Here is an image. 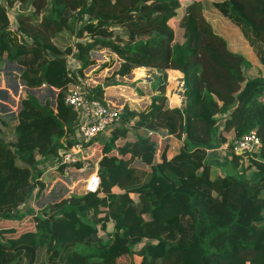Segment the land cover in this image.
<instances>
[{
    "label": "trees",
    "instance_id": "obj_1",
    "mask_svg": "<svg viewBox=\"0 0 264 264\" xmlns=\"http://www.w3.org/2000/svg\"><path fill=\"white\" fill-rule=\"evenodd\" d=\"M180 7V0H0V58L7 50L24 67L27 86L58 89L54 106L31 92L21 97L11 139L3 136L9 122L0 114V264H264V74L250 72L264 67V0H191ZM220 16L239 28L257 65L217 29ZM74 34L80 40L68 43ZM99 48L110 53L100 67L118 58L119 76L140 66L156 73L155 93L145 108L123 105V123L103 141L99 189L34 212L27 205L44 187L40 162L73 133L67 55L82 72L96 63L90 51ZM168 69L183 79V98L174 105L165 93ZM92 91L103 101L102 85ZM160 129L178 145L168 141L155 161L147 130ZM251 129L259 151L232 150L227 139ZM216 145L224 146L223 163L207 159ZM136 158L149 170L132 166ZM123 254L128 263L117 261Z\"/></svg>",
    "mask_w": 264,
    "mask_h": 264
},
{
    "label": "rangeland",
    "instance_id": "obj_2",
    "mask_svg": "<svg viewBox=\"0 0 264 264\" xmlns=\"http://www.w3.org/2000/svg\"><path fill=\"white\" fill-rule=\"evenodd\" d=\"M189 1L191 0H180L181 6L184 7V5ZM169 22L171 23V25H174L175 20L172 18ZM216 25H217V29L219 28L220 31L224 32L230 38L231 45L234 47V49L236 50L240 49L246 52L251 62L257 65L258 62L256 61V55L252 51L251 46L248 44L246 39L241 35V32L237 26H235L229 19L223 16L219 17V20H217ZM76 40H80V38H78L76 34H74L73 37L71 35L69 36V40L67 42L73 43ZM17 41H18V36L16 34H13L12 40H10V48L12 52H15L14 44ZM91 51H90V55H91ZM6 54H8L7 50H6ZM104 54L102 55V53L100 54L94 53L93 56L91 55V57L95 60L96 63L98 62V64L97 65L89 64L88 66L83 68L82 71L88 75L87 77H89V75L91 77L89 79V84L91 86H94L97 84L103 85L105 83H110V81L113 80L114 84L112 85L111 88H109L111 93L108 94L107 99L111 101L119 100L118 105L121 111H122L123 105L129 100H134L138 108L147 107L148 101L151 100V96L155 93L154 91H152V93L148 92L150 91L148 83H149L150 77H151V83H155L157 79L159 78L157 74L152 73L148 69H137L135 70L133 74H130V75L125 74L123 75V77L120 78V76L115 73L119 66V59L116 58V60L111 65L107 66L106 68L100 67L99 64L101 62H105ZM5 64H6V67H5ZM263 68L264 67H262L261 69L259 67H254L250 69V72L251 74L253 73L264 74ZM258 70L260 71L258 72ZM137 71H140L141 73ZM22 72L23 70L13 65L11 61H7L6 63L3 61V63L0 64V78L2 79L0 81V88H3L2 87L3 85L1 84H4L3 81L5 79V75L13 78L12 84L10 85V87L13 89L14 95H12V93L11 95L10 94L5 95L3 92H0V114L5 119H7L9 122V126L7 127L3 126L2 131H3V136L8 139L12 138L10 126H13V123L15 120H12V119H14V117L17 115L16 111H17L19 93L16 94L15 91L17 90L19 92L23 91L21 94V97H23L27 92L30 93V90L28 88H25L24 86H22V82H21L23 79L21 77ZM142 74L145 76L144 78L142 77L143 76ZM167 75H168V82H167L166 92H165L168 97L167 103H170V104H174L177 102L179 103L180 101L179 99L182 98L183 96V95L181 96V93L184 87L182 75L181 73L179 74L173 71H168ZM98 76L101 78H98ZM141 80H143V82H141ZM16 86H18V88H16ZM106 87H110V85L108 84ZM12 89H11V92H12ZM54 89H56V91H54L53 89L46 90V87H43L41 90V93H39V97L44 100H48V102L50 103L51 100L54 97H56V93L58 91L57 88H54ZM141 90L146 92V97H147L146 99H143L142 96H140ZM122 92L126 95L120 94ZM103 97H105V88L103 92ZM217 121L218 122L220 121L219 115L217 116ZM128 127L129 129H131L130 126ZM152 135H151V138L153 137ZM152 139L156 143L155 155H157L156 156V160H157L159 158V150L161 149L162 142L158 141L156 136ZM121 140L122 139H120L118 143L119 142L121 143ZM231 140L232 138L227 139L228 142H231ZM221 150L222 149H220L219 151ZM49 162L50 161L46 163H49ZM133 165H135L136 167L142 168L146 171L150 168L149 165H143L141 164V162H135ZM69 166L70 165L67 164L63 168V171L55 168V169H50L46 173H44L43 190L40 193H37L36 190H34L32 198L28 202L27 208L28 206H30L34 209V212H35L36 210L41 209L45 204L51 202L50 200H52V198H57L59 196H61L60 198H63L71 193H80V192L83 193V188H82V185L84 184L83 177L92 170V167L89 165L88 162L85 163V166H82V169L77 168V170H75ZM24 206L25 204H21L20 208L24 210ZM31 219L32 217H29V220H30V222L28 223L29 225L31 224V221H32ZM12 223L13 222L10 221L9 225ZM18 224L19 225L17 226H20V227L17 230L19 231L21 230L23 226L21 222H19ZM130 259L131 257H128V261H122V260H119V261L117 260V261L121 263H128ZM137 260L138 261L140 260L139 257L137 258Z\"/></svg>",
    "mask_w": 264,
    "mask_h": 264
},
{
    "label": "built area",
    "instance_id": "obj_3",
    "mask_svg": "<svg viewBox=\"0 0 264 264\" xmlns=\"http://www.w3.org/2000/svg\"><path fill=\"white\" fill-rule=\"evenodd\" d=\"M69 76L72 81L69 83L65 95V103L71 106L76 113L73 122V133L65 134L57 149V155L50 157L51 161L43 164V173L50 169L58 168L61 164L81 162L85 166L90 162L97 152L102 150L104 140H108L110 130L123 123L121 109L115 101L103 97V101L94 95L89 84L90 75L80 72V64L71 54L67 55ZM130 121L128 126L132 125ZM153 130H147L152 135ZM120 137L115 138L118 143ZM232 150L245 155H253L258 152L261 146V139L256 129L232 139ZM102 143V145H101ZM224 146L221 145L220 148ZM96 164V163H95ZM42 173V174H43ZM100 187V176L98 167L93 169L82 185L83 193L96 191Z\"/></svg>",
    "mask_w": 264,
    "mask_h": 264
},
{
    "label": "crops",
    "instance_id": "obj_4",
    "mask_svg": "<svg viewBox=\"0 0 264 264\" xmlns=\"http://www.w3.org/2000/svg\"><path fill=\"white\" fill-rule=\"evenodd\" d=\"M183 9H184V7H180V10L181 11H183ZM216 25V24H215ZM14 34V33H13ZM233 49H234V47H233ZM94 50V49H93ZM96 51H95V54H100V53H102V55L104 54V58H105V61H106V59L108 58V54H110L109 53V50H107V49H105V48H99V49H95ZM234 50H236V49H234ZM238 50H240V49H238ZM104 51H106V52H104ZM104 52V53H103ZM5 54H6V52H5ZM118 59V58H117ZM3 61L6 63L7 61H11V63L13 64V65H15L16 67H18L15 63H13V60L12 59H10V58H8L7 57V54H6V56L5 57H3V56H1V58H0V64H2L3 63ZM102 63V62H101ZM101 63L99 64V65H101ZM116 63V62H115ZM114 63V64H115ZM98 64V62L97 63H95V65H97ZM5 67H6V64H5ZM18 68H20V67H18ZM137 69H147L145 66H140V67H136V68H134V69H132V71H131V74H133L134 72H135V70H137ZM149 70V69H148ZM168 71H173V72H176V73H181V72H179L178 70H174V69H168L167 70V73H168ZM137 72H139V73H141L140 71H137ZM143 75V74H142ZM182 75V74H181ZM141 76V75H140ZM143 78L145 77L144 75L142 76ZM98 78H101V77H99L98 76ZM12 77H8V76H6L5 75V79H4V81H3V83L4 84H1V85H3L2 87L3 88H0V92H3L5 95H11V93H12V95H14V91H13V89L10 87V85L12 84ZM2 79L0 78V81H1ZM183 80V79H182ZM167 81H168V75H167ZM22 82V81H21ZM141 82H143V80H141ZM152 84L153 83H151V77H150V80H149V83H148V86H149V90L150 91H148L149 93H152V91H153V89H152ZM22 86H24L25 88H28L29 90H30V87L29 86H27L26 84H23L22 83ZM40 87V90H39V93H41V90H42V88L43 87H46V90H48V88H47V86L46 85H42V86H39ZM8 88V89H7ZM16 88H18V86H16ZM33 88H37V87H33ZM105 88V94H107V92H109L110 90H109V88H111V86L110 87H104ZM107 88V89H106ZM120 88H122V87H120ZM11 89H12V92H11ZM143 91V90H142ZM16 92V94L17 93H19V98H18V103L17 104H19V101H20V97H21V94H22V92L23 91H15ZM30 92H31V90H30ZM120 94H122V93H120ZM182 94H183V91H182V93H181V96H182ZM108 95V94H107ZM124 95H126V94H124ZM140 96H142V98L143 99H146L147 97H146V92L145 91H143V94H140ZM182 98H183V96H182ZM182 98H180L179 100H181ZM40 99H42V98H40ZM129 101H132V102H134V100H129ZM115 102H117V103H119V100L118 101H115ZM174 104H178V102L177 103H174ZM174 104H170V103H168V105H174ZM17 109H18V105H17ZM17 112H18V110L16 111V114H17ZM130 128H131V125H130ZM154 132H156V131H154ZM153 137L152 138H154L155 136L157 137V139H158V141H161L162 142V144H161V149L159 150V158L156 160V156L157 155H155L154 156V160H156V161H158V160H160V155H161V152L164 150V148H165V145H166V143L168 142V141H170V142H173L174 141V143H173V145L174 146H177L178 144V140L177 139H175L174 137H172L170 134H168V133H166V131H165V129H160L158 132H156V133H153V135H152ZM101 145H102V143H101ZM173 146V147H174ZM221 146H218V145H216V146H209L208 147V155H207V159H209L210 161H215V162H220L221 160V162L223 163L224 162V156H225V153L224 152H222V151H219L221 148H220ZM222 153V154H221ZM167 154H168V156L169 155H171V150H168V152H167ZM102 156V150L100 151V154H99V152H97L96 153V155H95V157H93L92 158V160L89 162V165L92 167V170L93 169H95L96 167H98V161H99V159H100V157ZM134 160H137V161H139L140 159H138V158H136V159H134ZM133 160V161H134ZM46 162H48V159H44L43 161H41L40 162V166H42V168H43V165H41V164H47ZM140 162V161H139ZM96 163V164H95ZM141 164H143V165H147L146 163H144V162H142L141 161ZM69 167H71V168H73V169H75V170H77V167H75L74 165L73 166H69ZM79 169H82V168H79ZM43 170H44V168H43ZM91 170V171H92ZM149 170V169H148ZM90 171V172H91ZM89 172V173H90ZM44 173H46V172H44ZM43 173V174H44ZM88 173V174H89ZM88 174H86L84 177H83V180H84V178H86L87 177V175ZM128 257H130L128 254H123V255H121V256H119L118 258H117V260L119 261V260H122V261H128Z\"/></svg>",
    "mask_w": 264,
    "mask_h": 264
},
{
    "label": "water",
    "instance_id": "obj_5",
    "mask_svg": "<svg viewBox=\"0 0 264 264\" xmlns=\"http://www.w3.org/2000/svg\"><path fill=\"white\" fill-rule=\"evenodd\" d=\"M95 51L96 50H92L91 51V55L93 56V54L95 53ZM2 56L3 57H5L6 56V54H5V52H3L2 53ZM13 60V59H12ZM13 63H15L18 67H20V69H22L23 70V66L21 65V64H19V63H17L15 60H13ZM131 74V71L129 72V73H127V75H130ZM121 77H123V75L122 76H120V78ZM22 83L23 84H25V81H24V79H22ZM110 85V86H112L113 84H114V81L113 80H111L110 81V83H105V84H103L102 86L103 87H106L107 85ZM47 86V88L48 89H53L54 91H56V89H54L55 87H53V86H48V85H46ZM30 90H31V93L32 94H34V95H36L37 97H38V99H39V101L42 103L43 101H44V99H40V97H39V90H40V87H37V89H35V88H33V87H30ZM107 94H105V98H107ZM50 104L52 105V106H54L55 105V97L51 100V102H50ZM21 108V103H20V101H19V104H18V111H19V109ZM140 162H141V160H139ZM139 161H137V160H134L132 163H131V165L132 166H135V165H133L135 162H139ZM61 196H59V197H57V198H52V200H50L51 202H56V201H58V200H60L61 198H60ZM60 198V199H59ZM247 264H249L248 262H247Z\"/></svg>",
    "mask_w": 264,
    "mask_h": 264
}]
</instances>
